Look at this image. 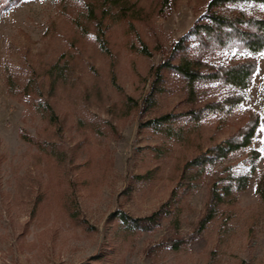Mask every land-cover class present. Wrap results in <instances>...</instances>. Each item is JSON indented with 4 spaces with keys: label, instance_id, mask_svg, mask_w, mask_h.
I'll return each mask as SVG.
<instances>
[{
    "label": "rangeland",
    "instance_id": "374dc122",
    "mask_svg": "<svg viewBox=\"0 0 264 264\" xmlns=\"http://www.w3.org/2000/svg\"><path fill=\"white\" fill-rule=\"evenodd\" d=\"M210 1L175 0L160 16L157 0H122V19L101 0H20L1 15L0 264H264L257 191L264 181V51L189 36L213 12L264 18V8L209 9ZM182 37L185 51L173 64L200 58L234 66L253 58L250 87L202 81L191 95L174 71L156 77ZM228 96L243 99L199 120L158 123ZM250 111L260 119L250 147L257 160L245 149L221 164L191 165L230 138ZM242 176L250 177L244 190ZM182 179L192 187L179 226L171 217L151 231L121 224L119 213L150 216ZM212 186L221 194L213 219L194 242L172 249L176 235L197 228Z\"/></svg>",
    "mask_w": 264,
    "mask_h": 264
},
{
    "label": "trees",
    "instance_id": "16d2710c",
    "mask_svg": "<svg viewBox=\"0 0 264 264\" xmlns=\"http://www.w3.org/2000/svg\"><path fill=\"white\" fill-rule=\"evenodd\" d=\"M20 0H0V17L1 15L10 10ZM102 8L106 10L108 4L113 3L120 10V18H126V6L122 3V0H101ZM175 0H157L154 10L157 15L164 16L170 9L171 4ZM226 5L243 6L252 5L254 7H263L264 0H211L209 3V9L222 8ZM110 6V5H109ZM124 10V11H123ZM210 21L208 24L195 26L189 36L194 37L200 41L207 40L213 41L220 46H225L228 43L235 41L238 44H242L246 51L251 54L260 53L264 51V18L245 17L243 14H239L234 18H229L213 12L207 16ZM132 25V22H130ZM132 27V26H131ZM186 38H180L171 49L168 55L167 62L160 64L155 70V76L159 77L160 72L163 69L174 71L177 75L187 81L190 89V94L194 95L193 85L202 81H218L226 82L238 90H246L250 87L253 76L256 72L257 64L256 60L251 58L246 63L236 64L234 66H215L204 62L200 58L187 59L183 58L178 64H173L171 59L177 52L185 51ZM99 43L102 50L107 51L105 40L103 37L99 38ZM140 51L144 54H149L145 45H142ZM159 81V78H157ZM242 96H228L225 99L207 104L202 109H191L185 113L179 115L167 114L160 118L159 124H170L176 120L195 121L199 120L205 111L218 112L225 110L235 109V106L241 103ZM260 119L259 115L255 112H248L246 122L239 127L235 133L223 141L220 145L209 148L207 153L200 155L191 165L195 167L205 168L209 164H221L227 161L233 154L241 150L248 149L250 158L255 161L259 158V152L252 150L251 144L256 135L259 127ZM255 165L253 164V169ZM219 178V174L215 175ZM250 177L242 176L237 179V185L241 190L246 189L248 186ZM191 179L181 180L172 192V197L164 203L158 210L153 212L150 216L144 218H128L123 213H119V219L121 224L128 230L132 231H151L158 227L163 219L171 217V219L179 226V215L181 212L180 204L183 197L189 191ZM257 191L260 197L264 199V181H260L257 186ZM210 198L203 217L200 219L195 231L187 236L178 237L176 235L169 244L172 249H177L181 245L194 242L207 228L206 226L213 219L217 206L220 202L221 194L216 189V186H212L210 190Z\"/></svg>",
    "mask_w": 264,
    "mask_h": 264
}]
</instances>
